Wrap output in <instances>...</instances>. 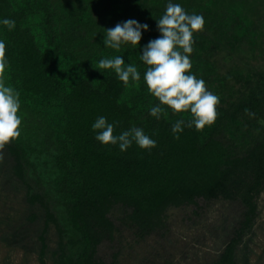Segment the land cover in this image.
Listing matches in <instances>:
<instances>
[{
  "label": "trees",
  "instance_id": "16d2710c",
  "mask_svg": "<svg viewBox=\"0 0 264 264\" xmlns=\"http://www.w3.org/2000/svg\"><path fill=\"white\" fill-rule=\"evenodd\" d=\"M164 2L0 0L5 84L20 93L18 115L24 133L38 134L41 129L55 144L58 193L49 194L50 201L34 193L31 200L44 207L47 220L53 216L49 209L52 199H59L79 234L72 243L83 244V251L68 254L61 259L63 264H107L94 258V248L103 237H112L115 227L109 213L116 204L144 235L165 226L169 205L196 202L200 196L239 199L244 204L236 235L220 256L208 263L238 264L237 246L256 215L257 199L264 188V71L255 60H260L257 54L264 51L260 40L264 38V1L201 3L206 11L203 18L212 30L193 34L191 74L198 67V58L192 59L196 56L206 60L210 70L217 68L219 60L236 58L242 71L236 73L231 85L235 94L228 99L208 88L213 85H206L220 98L218 118L201 131L185 127L176 134L179 139L172 125L180 119L187 121L190 115L173 113L167 106H162L167 114L159 120L150 115V108L159 101L148 92L143 78L147 66L139 58L148 42L160 36L157 20L166 10L168 1ZM3 19L14 20V30L9 31ZM129 19L149 26L139 45L124 44L119 51L106 47L105 29ZM216 45H221L219 54L213 48ZM235 50L239 57H234ZM211 53H215V61ZM116 56L134 64L141 79H130L125 85L113 70L98 68L101 59ZM245 109L255 115L246 114ZM101 116L116 124L115 135L138 127L157 146L149 151L133 142L122 152L118 145H103L92 130ZM8 148L21 176L22 147L16 141Z\"/></svg>",
  "mask_w": 264,
  "mask_h": 264
},
{
  "label": "rangeland",
  "instance_id": "374dc122",
  "mask_svg": "<svg viewBox=\"0 0 264 264\" xmlns=\"http://www.w3.org/2000/svg\"><path fill=\"white\" fill-rule=\"evenodd\" d=\"M167 1L180 4L193 14L206 13L201 6L204 0H165L164 3ZM263 6L264 2L261 10L264 14ZM209 24L205 20L199 35L212 30ZM213 48L218 54L222 49L221 45ZM236 52L234 57H239ZM259 52L260 60H255L264 71V51ZM215 53L210 54L214 61ZM197 58L198 67L192 73L198 79H203L207 86L213 85L214 88H208L216 94L219 92L218 96L227 98L235 94L231 85L236 73L242 71L241 65L234 61L236 58L219 60L217 68L215 65L212 70L201 57L192 59ZM217 87L225 89L220 91ZM28 118L31 120L32 115ZM23 125L20 137L11 142L17 141L22 147L21 176L14 166L16 159L8 148L10 143L5 146L4 159L0 161V264H63L61 259L68 254L83 251L82 241L72 243L79 234H75L59 199H52L49 209L53 216L47 220L44 207L31 200L34 193L44 197L58 193L54 182L58 175L54 140L41 129L38 134L24 133ZM244 210L239 199L200 196L196 202L169 205L164 213L165 226L142 235L134 222L124 218L122 206L116 204L109 213L115 227L112 237L101 239L94 248V258L107 264H208L220 256L236 235L235 228L240 225ZM236 259L238 264H264V188L257 199L256 215L237 246Z\"/></svg>",
  "mask_w": 264,
  "mask_h": 264
},
{
  "label": "clouds",
  "instance_id": "9594fccd",
  "mask_svg": "<svg viewBox=\"0 0 264 264\" xmlns=\"http://www.w3.org/2000/svg\"><path fill=\"white\" fill-rule=\"evenodd\" d=\"M2 23L9 31L16 24L12 19H3ZM205 20L203 16L188 14L180 4L169 2L162 17L157 20L160 36L150 40L140 54V60L147 66L144 81L148 92L159 104L150 108V115L160 119L166 115L167 106L173 113H188L190 118L180 119L172 125L176 135L185 127H195L201 131L205 126H211L218 118L217 106L220 98L210 92L203 79L191 74L192 63L190 55L193 52V34L203 31ZM149 26L134 19L117 23L115 27L105 29L104 45L120 50L124 44L138 46L142 32ZM6 45L0 40V161L4 159L5 146L18 139L21 135L22 119L18 115L20 109V93L5 84ZM99 69H111L120 81L127 85L130 81H139L140 72L134 64H126L122 56L104 58L98 63ZM246 114L254 116L248 109ZM118 123V122H117ZM115 123H108L103 116L92 124L96 132L95 139L103 145H118L119 149H127L135 142L141 149L151 150L157 146L156 141L144 133L141 128L131 127L119 135L114 134Z\"/></svg>",
  "mask_w": 264,
  "mask_h": 264
}]
</instances>
